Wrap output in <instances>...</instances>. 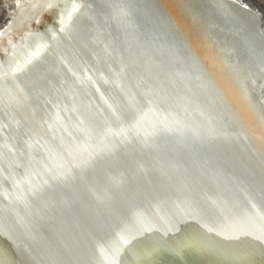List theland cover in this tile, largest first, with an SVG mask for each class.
I'll return each instance as SVG.
<instances>
[{
    "label": "bare ground",
    "instance_id": "bare-ground-1",
    "mask_svg": "<svg viewBox=\"0 0 264 264\" xmlns=\"http://www.w3.org/2000/svg\"><path fill=\"white\" fill-rule=\"evenodd\" d=\"M5 1L0 224L25 232L60 211L76 241L80 220L106 230L113 258L151 243L149 264H176L164 225L183 235L211 185L254 182L264 207L255 1ZM212 230L247 245L210 250L185 235L184 264H264L263 234L237 222Z\"/></svg>",
    "mask_w": 264,
    "mask_h": 264
},
{
    "label": "water",
    "instance_id": "water-1",
    "mask_svg": "<svg viewBox=\"0 0 264 264\" xmlns=\"http://www.w3.org/2000/svg\"><path fill=\"white\" fill-rule=\"evenodd\" d=\"M51 13L53 15V12ZM253 184L244 188L236 181H228L222 186L211 185L208 194L201 198L206 207L197 208L196 212L189 214L193 220L190 225L192 228L189 226L184 236L180 235L181 231L174 232L172 228L174 225H164L166 233H176L175 236H177L169 245L176 264L185 263L184 251L188 242L185 235L187 238L197 235L201 241L200 245L210 250H230L231 248L242 250V246L247 245L243 239L239 242L229 234L222 237L212 230L215 227H225L229 222L240 223L248 233L253 235H264V207L252 194ZM57 212L58 215L55 213L41 216V219L36 220L34 224L31 221L25 226V232L17 231L16 228L12 229L6 223L0 224V264H72L78 259L82 262L89 260L92 264H149L154 260L151 243H146L138 249L136 255L131 252L125 256L126 253H123L125 258H113L110 249L112 245L106 230H94L82 220L79 226L81 240L79 241L78 238L76 241L72 234L64 231L60 211ZM78 216L80 219L82 214L78 213ZM181 222L179 227L184 229ZM193 224H195L194 227ZM74 230L73 233L77 232ZM235 233L241 236L239 231Z\"/></svg>",
    "mask_w": 264,
    "mask_h": 264
},
{
    "label": "rangeland",
    "instance_id": "rangeland-1",
    "mask_svg": "<svg viewBox=\"0 0 264 264\" xmlns=\"http://www.w3.org/2000/svg\"><path fill=\"white\" fill-rule=\"evenodd\" d=\"M5 0H0V34L3 33V31L7 28V23H8V19L12 16L13 12H9L10 9L6 8L7 4L5 5ZM247 2L248 0H244V2ZM250 2L255 1L256 4L258 5L256 7L257 12L260 14V17L264 23V0H249ZM12 0L10 1L9 4L12 5ZM248 3V2H247ZM8 4V5H9ZM6 6V7H5ZM5 7V8H4ZM9 16H8V14ZM54 21V17L52 15L51 12H48L45 14V18L42 20V22H40L39 26L40 28H46V26H48L50 23H52ZM6 27V28H5ZM4 29V30H3ZM264 94V92H263Z\"/></svg>",
    "mask_w": 264,
    "mask_h": 264
}]
</instances>
